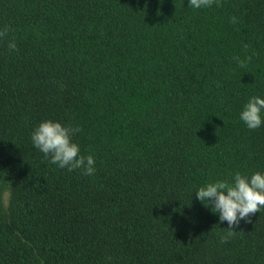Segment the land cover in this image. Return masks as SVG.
<instances>
[{
	"label": "trees",
	"instance_id": "trees-1",
	"mask_svg": "<svg viewBox=\"0 0 264 264\" xmlns=\"http://www.w3.org/2000/svg\"><path fill=\"white\" fill-rule=\"evenodd\" d=\"M5 25L0 264H264V208L221 243L195 194L264 173V123L240 119L264 99V0H0ZM45 120L82 129L94 175L45 159Z\"/></svg>",
	"mask_w": 264,
	"mask_h": 264
},
{
	"label": "clouds",
	"instance_id": "clouds-1",
	"mask_svg": "<svg viewBox=\"0 0 264 264\" xmlns=\"http://www.w3.org/2000/svg\"><path fill=\"white\" fill-rule=\"evenodd\" d=\"M213 4L222 6V0H189V6L194 9L208 8ZM238 18L233 16L230 23L237 24ZM10 27L5 25L0 29V39L7 37ZM245 49L249 46L245 45ZM8 48L12 51L17 50L15 41L8 43ZM252 59L247 56L241 59L239 56L233 57L237 66L244 68ZM264 110V99L253 96L244 105L240 113V119L248 129L259 128ZM82 131L79 126H64L60 122L53 120L42 121L32 132L31 139L33 145L44 154L45 159L50 163L56 164L59 168H67L68 171L81 170L83 175L92 176L95 173V159L92 155H81L80 147L73 141V136ZM196 198L205 207H210L213 213L219 214L220 222H227L228 227L225 235L221 236L220 242L226 243L237 231L243 220L251 223L250 217L264 208V173L259 171L250 177L237 171L231 180L217 179L208 182L195 191Z\"/></svg>",
	"mask_w": 264,
	"mask_h": 264
},
{
	"label": "rangeland",
	"instance_id": "rangeland-1",
	"mask_svg": "<svg viewBox=\"0 0 264 264\" xmlns=\"http://www.w3.org/2000/svg\"><path fill=\"white\" fill-rule=\"evenodd\" d=\"M7 198H8V190L6 187H4L3 189H1L0 192V201L3 208H6Z\"/></svg>",
	"mask_w": 264,
	"mask_h": 264
}]
</instances>
